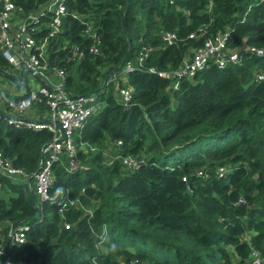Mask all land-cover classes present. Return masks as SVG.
<instances>
[{
    "label": "trees",
    "instance_id": "16d2710c",
    "mask_svg": "<svg viewBox=\"0 0 264 264\" xmlns=\"http://www.w3.org/2000/svg\"><path fill=\"white\" fill-rule=\"evenodd\" d=\"M10 1L24 20L51 0ZM65 6L59 32L48 38L47 68L64 72L67 93L95 96L99 108L74 134L76 166L64 154L53 163L50 199L35 201L37 220L34 179L0 175V239L10 223L27 226L25 242L7 248L12 264H253L252 252L264 264V80L256 78L264 74V0ZM50 16L40 17L38 39L48 36ZM199 28L206 35L190 39ZM166 32L176 35L172 44L162 43ZM225 32L238 63L210 64L180 78L178 88L159 75ZM9 67L0 53V74ZM119 89H129L128 107ZM51 138L47 130L16 128L1 113L0 152L29 176ZM127 155L143 159L137 171L122 164Z\"/></svg>",
    "mask_w": 264,
    "mask_h": 264
},
{
    "label": "built area",
    "instance_id": "2783aa9c",
    "mask_svg": "<svg viewBox=\"0 0 264 264\" xmlns=\"http://www.w3.org/2000/svg\"><path fill=\"white\" fill-rule=\"evenodd\" d=\"M66 0H51L41 8L39 13L29 15L26 19L18 18V11L10 0H0V53L3 59L12 67L23 72L29 71L30 74L41 79L45 83L38 89H29L26 95L20 99H14L6 95L0 88V106L4 107V112L9 119L14 121L16 128H24L35 132L47 130L51 133L50 141L40 147V160L35 172L31 175L34 179V195L41 202L50 199L49 190L52 185V165L57 162L64 154L71 168L76 166L74 134L96 113L99 106L95 96H71L64 88V72L54 70L52 73L47 68L45 58L48 38L54 37L60 30L61 21L67 15L65 6ZM50 14L47 23L49 28L48 36L38 39L40 32V17ZM86 32L91 33L88 27ZM206 35L204 28H199L193 32L189 38L197 39ZM228 33L207 38L203 46L190 56L183 58L178 68L170 72L159 73L166 78H175L173 88H178L180 78L189 77L204 70L210 64L218 68H224L228 64H236L240 60L237 51L229 50L226 47ZM163 44H172L176 40L174 33L166 32L162 34ZM250 51L262 54L261 50L247 48ZM93 54L97 53L95 45L90 50ZM75 57H81L83 52L75 49ZM147 53L140 54L138 61L141 63ZM133 68L131 63L125 67V73ZM150 71H155L151 69ZM55 77L57 82L52 83L49 78ZM257 80L263 81L264 74H258ZM119 101L124 107L130 103L129 89L118 90ZM44 106V111L40 106ZM120 145V142H118ZM122 164L130 172L137 171L143 164V159L138 156L127 155L122 158ZM225 168H218L217 173L223 175ZM0 175L10 180L12 183H29L30 176L22 169L15 168L12 162L3 158L0 152ZM197 176H205L202 171L197 172ZM31 178V179H32ZM186 182V179H182ZM2 192L0 190V198ZM68 229V226H66ZM27 226L14 228L9 225L6 240L9 246L21 245L25 242V231ZM6 243L0 242V264H12L7 257ZM251 260L253 264H263L257 253L252 252ZM135 261L129 264H134Z\"/></svg>",
    "mask_w": 264,
    "mask_h": 264
},
{
    "label": "crops",
    "instance_id": "0c3cea01",
    "mask_svg": "<svg viewBox=\"0 0 264 264\" xmlns=\"http://www.w3.org/2000/svg\"><path fill=\"white\" fill-rule=\"evenodd\" d=\"M4 74H6V73H4ZM4 74H0V88H1V90L6 95H8L9 97H12L14 99H20V98L24 97L26 95V93L29 91V89H35V88L38 89V88L44 86L43 85L44 82L41 81L39 78H37L40 81V86L38 88L37 87H34L33 85H30L28 83V79H29L28 77L29 76L32 77V78H36V77L33 76L32 74H29L25 78L24 87L23 88H19L17 85H15L10 80H9L10 82H4V81H2L1 80L2 77L6 78V76ZM9 74L10 73H7V75H9ZM10 76H13V75L10 74ZM13 77L15 78V76H13ZM52 78H55V77H52ZM15 79H16V81H17L18 84H21L22 81H23L22 75H21L20 79H17V77ZM56 82H57V80L54 83H56ZM36 200H37V198L35 197V201ZM37 202H38V204H41L42 203L39 199L37 200ZM38 204H36V206H38L40 208V206Z\"/></svg>",
    "mask_w": 264,
    "mask_h": 264
},
{
    "label": "rangeland",
    "instance_id": "374dc122",
    "mask_svg": "<svg viewBox=\"0 0 264 264\" xmlns=\"http://www.w3.org/2000/svg\"><path fill=\"white\" fill-rule=\"evenodd\" d=\"M6 73H10V74H12L13 76H15V78L17 77V79H20V77H21V72L19 71V70H17L16 68H14V67H9L7 70H6ZM9 74V75H10ZM29 79H28V83L30 84V85H33L34 87H39L40 86V81L37 79V78H32V77H28ZM50 80H51V82L52 83H54L55 81H56V78H49ZM1 80L2 81H4V82H10L9 81V79H7V78H4V77H2L1 78ZM13 85V84H12ZM14 86V85H13ZM36 89V88H35ZM111 151L113 152L114 151V149H112L110 146H109V148L107 149V157L109 158V160H110V158L112 157V153H111ZM109 154V155H108ZM37 198V200H38V197H36Z\"/></svg>",
    "mask_w": 264,
    "mask_h": 264
},
{
    "label": "water",
    "instance_id": "95a60500",
    "mask_svg": "<svg viewBox=\"0 0 264 264\" xmlns=\"http://www.w3.org/2000/svg\"><path fill=\"white\" fill-rule=\"evenodd\" d=\"M30 72L25 70L21 73L22 75V78H23V81L21 84H18L16 79L13 77V76H10V75H7V74H4L6 76L7 79H9L11 82H13L15 85H17L19 88H23L24 87V82H25V78L27 77V75H29ZM36 77V76H35ZM38 78V77H37ZM40 79V78H39ZM41 80V79H40ZM32 176H30L29 178V181L31 180ZM30 188V192H31V196H32V201L35 205V212H36V215L34 217V220H37L39 217H40V208L38 206H36L35 204V195H34V191L32 189V187H29ZM21 222V221H20ZM12 226H14V223H12ZM6 251H7V248H8V242L6 243V247H5Z\"/></svg>",
    "mask_w": 264,
    "mask_h": 264
}]
</instances>
